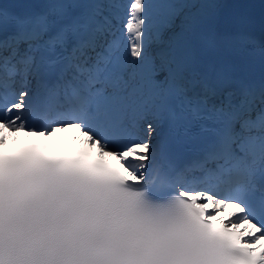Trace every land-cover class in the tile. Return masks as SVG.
<instances>
[{
  "label": "snow or ice",
  "instance_id": "6c2138e0",
  "mask_svg": "<svg viewBox=\"0 0 264 264\" xmlns=\"http://www.w3.org/2000/svg\"><path fill=\"white\" fill-rule=\"evenodd\" d=\"M251 7L0 3V130L75 127L123 169L0 151V264H264V0L259 35Z\"/></svg>",
  "mask_w": 264,
  "mask_h": 264
},
{
  "label": "bare ground",
  "instance_id": "6f19581e",
  "mask_svg": "<svg viewBox=\"0 0 264 264\" xmlns=\"http://www.w3.org/2000/svg\"><path fill=\"white\" fill-rule=\"evenodd\" d=\"M230 2H238V3H243V4H247V5L252 6L251 8L248 9V11L250 13H252V15L255 18V21H256L255 27H256V31H257L259 29V13H260L259 5L261 4L262 0H230ZM22 134H27V133L26 132H15L14 133V132H10L7 129L0 130V136H6L7 137L6 143L3 146L16 143L21 138ZM33 135L37 136L35 134H33ZM51 135H54V136L57 135L60 137H65L67 135H70L79 144H84V145L94 147L101 153V151L97 145L89 142L87 134L82 133L79 129H77L75 127L70 126V127L65 128L63 130L57 129L56 131L52 132ZM103 154H107V153L105 152ZM232 211H233V209L231 208V206H229L228 209H226L225 212L223 213L224 218H227ZM220 216H221L220 213H216V215L213 218L218 219ZM244 227L245 226L243 224L240 226L241 229H243ZM248 230L251 231V228L249 227ZM257 243L260 244V243H264V242L258 241Z\"/></svg>",
  "mask_w": 264,
  "mask_h": 264
}]
</instances>
